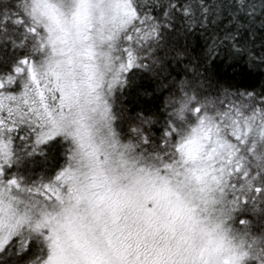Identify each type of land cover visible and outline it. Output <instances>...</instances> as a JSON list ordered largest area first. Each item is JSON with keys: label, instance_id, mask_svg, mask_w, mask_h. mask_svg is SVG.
<instances>
[{"label": "snow or ice", "instance_id": "1", "mask_svg": "<svg viewBox=\"0 0 264 264\" xmlns=\"http://www.w3.org/2000/svg\"><path fill=\"white\" fill-rule=\"evenodd\" d=\"M0 264H264V0H0Z\"/></svg>", "mask_w": 264, "mask_h": 264}, {"label": "trees", "instance_id": "2", "mask_svg": "<svg viewBox=\"0 0 264 264\" xmlns=\"http://www.w3.org/2000/svg\"><path fill=\"white\" fill-rule=\"evenodd\" d=\"M179 71V70H177ZM216 71L218 73V78H220L225 83H236L241 77L235 76L230 68L226 66L225 63L221 61H217V68ZM176 73H174L175 75ZM255 75H259V73H255ZM139 83L145 88H153L155 87V83L151 80L141 78ZM130 107L132 105H129Z\"/></svg>", "mask_w": 264, "mask_h": 264}]
</instances>
